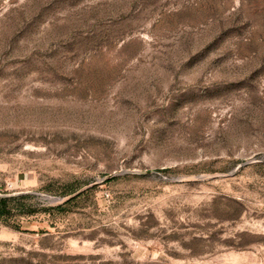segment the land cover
<instances>
[{
	"label": "rangeland",
	"instance_id": "obj_1",
	"mask_svg": "<svg viewBox=\"0 0 264 264\" xmlns=\"http://www.w3.org/2000/svg\"><path fill=\"white\" fill-rule=\"evenodd\" d=\"M0 197V264H264V0H0Z\"/></svg>",
	"mask_w": 264,
	"mask_h": 264
},
{
	"label": "trees",
	"instance_id": "obj_2",
	"mask_svg": "<svg viewBox=\"0 0 264 264\" xmlns=\"http://www.w3.org/2000/svg\"><path fill=\"white\" fill-rule=\"evenodd\" d=\"M7 203V198H2L0 197V216H2L4 214V206Z\"/></svg>",
	"mask_w": 264,
	"mask_h": 264
},
{
	"label": "water",
	"instance_id": "obj_3",
	"mask_svg": "<svg viewBox=\"0 0 264 264\" xmlns=\"http://www.w3.org/2000/svg\"><path fill=\"white\" fill-rule=\"evenodd\" d=\"M52 200H56V198H51Z\"/></svg>",
	"mask_w": 264,
	"mask_h": 264
}]
</instances>
